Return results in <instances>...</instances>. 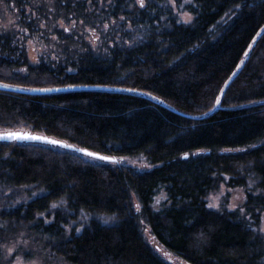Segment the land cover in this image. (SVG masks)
I'll return each mask as SVG.
<instances>
[{"label":"trees","instance_id":"1","mask_svg":"<svg viewBox=\"0 0 264 264\" xmlns=\"http://www.w3.org/2000/svg\"><path fill=\"white\" fill-rule=\"evenodd\" d=\"M57 1L62 17L112 26L100 30L98 50L36 63L14 35L0 34V84L83 87L0 90V132L43 134L117 158L144 154L160 166L137 172L1 141L0 194L31 184L44 190L9 217L33 221L62 200L74 213L116 215L115 225L92 221L69 238L61 211L49 225L36 220L35 231L62 240L55 250L70 264H170L145 240L138 214L189 264H264V236L239 210L213 211L206 200L224 175L232 187L254 180L259 193H246L245 211L254 219L264 212V0H174L190 23L168 0ZM161 191L169 204L156 210Z\"/></svg>","mask_w":264,"mask_h":264},{"label":"rangeland","instance_id":"2","mask_svg":"<svg viewBox=\"0 0 264 264\" xmlns=\"http://www.w3.org/2000/svg\"><path fill=\"white\" fill-rule=\"evenodd\" d=\"M63 1L66 2L61 4L64 8L71 2ZM57 2V0H0V34L14 35L19 49L33 63L39 62L43 56L66 60L75 58L77 53H84L88 47L98 50L103 37L100 30H109L112 26L102 23L99 24L100 30H97L88 27L82 20H77L74 15L69 18L62 17L63 14L56 5ZM168 2L178 12L180 21H193L194 17L189 12L177 9L174 0H168ZM245 61L246 58L241 61L240 66ZM118 161L113 165L126 166L137 172H146L160 166L153 164L144 154L120 156ZM229 180L230 176L224 175L219 188L208 195L206 199L208 208L209 204H212L214 207L209 209L217 212L239 210L250 229L264 236V212L259 214L258 219H254L246 214L244 207L246 193H259L257 183L249 180L246 187H232ZM43 193L42 188L31 184L7 192L6 198L0 194V264H70L55 250L62 242L60 238L48 239L32 228L37 219H42L46 225L53 223L58 211H61L67 219V222L63 224L65 238L80 234L92 221L107 226L119 222L116 215L87 211L74 213L67 209L63 200L52 204L47 212L39 214L33 221L23 222L9 217L10 212L27 205ZM168 204L166 193L161 191L155 198L154 209L160 210ZM135 209L138 214L140 211L138 212L137 206ZM136 218L145 240L160 257L170 264H189L158 242L142 216L138 214Z\"/></svg>","mask_w":264,"mask_h":264},{"label":"snow or ice","instance_id":"3","mask_svg":"<svg viewBox=\"0 0 264 264\" xmlns=\"http://www.w3.org/2000/svg\"><path fill=\"white\" fill-rule=\"evenodd\" d=\"M139 3H140V7L145 6L143 0H139ZM185 22H190V21H185ZM3 87L7 88L8 85H3ZM217 103H219V101H217ZM0 141H13V142L39 141L42 143L58 145V146L64 147V148H72L73 147L72 145L65 144V143L60 142V141L51 140V139H49L47 137H43V136L32 135L30 133L23 132V131H20V132L9 131V132L0 133ZM74 150L83 152L85 155L92 157L93 159H99V160L107 161L110 163H118L119 162L112 157L101 156V155H98L97 153L89 152L86 149H74ZM212 207H214V205L209 204V208H212Z\"/></svg>","mask_w":264,"mask_h":264},{"label":"water","instance_id":"4","mask_svg":"<svg viewBox=\"0 0 264 264\" xmlns=\"http://www.w3.org/2000/svg\"><path fill=\"white\" fill-rule=\"evenodd\" d=\"M69 89H83V87H72V88H51V89H37V90H23V89H20V88H15V87H11V86H8L7 88L3 87V84H0V90H6V91H14V92H22V93H53V92H59V91H65V90H69ZM19 132V131H17ZM0 133H4V132H0ZM27 133H30L32 135H38V136H43V137H47L51 140H56V141H60V142H63L65 144H69V145H72L73 147L72 148H64V147H60L58 145H53V144H48V143H42V142H39V141H22V142H34V143H40V144H45V145H49V146H53V147H59V148H62V149H66V150H69V151H73V152H76L78 154H81V155H84V156H87L85 155L83 152H80V151H76L74 149H86V148H81V147H78L74 144H71V143H68L64 140H60V139H57V138H53V137H49V136H46V135H43V134H37V133H31V132H27ZM1 142V141H0ZM3 142H13V141H3ZM87 151L89 152H93V153H97L98 155H101V156H107V157H112L114 158L115 160H119V158L117 157H113V156H110V155H106V154H102V153H99V152H95V151H92V150H89V149H86ZM89 157V156H87ZM91 159H93L92 157H89ZM95 160H99V159H95ZM99 161H103V160H99ZM103 162H107V161H103ZM110 163V162H108Z\"/></svg>","mask_w":264,"mask_h":264},{"label":"bare ground","instance_id":"5","mask_svg":"<svg viewBox=\"0 0 264 264\" xmlns=\"http://www.w3.org/2000/svg\"><path fill=\"white\" fill-rule=\"evenodd\" d=\"M176 112V111H175Z\"/></svg>","mask_w":264,"mask_h":264}]
</instances>
